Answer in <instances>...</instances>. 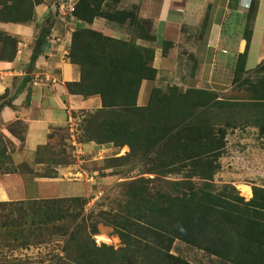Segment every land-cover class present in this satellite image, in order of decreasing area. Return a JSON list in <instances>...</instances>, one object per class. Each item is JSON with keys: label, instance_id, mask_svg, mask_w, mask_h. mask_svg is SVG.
I'll return each mask as SVG.
<instances>
[{"label": "trees", "instance_id": "1", "mask_svg": "<svg viewBox=\"0 0 264 264\" xmlns=\"http://www.w3.org/2000/svg\"><path fill=\"white\" fill-rule=\"evenodd\" d=\"M258 1L250 2L243 33L246 46L237 56L232 80L246 97L224 98L214 90L194 87L181 92L173 85L167 90L153 87L147 104L139 105L142 82L154 80L157 74L152 65L154 49L137 42V38L155 40L149 22L138 17L136 6H122L123 0H77L68 12L86 25L72 31L67 58L79 67L80 79L66 82V87L72 94L101 99V107L87 111L84 121L93 127H87L88 135L79 143L127 146L120 159L146 160L151 165L145 172L156 176L124 181L117 212L87 214L86 200L78 196L0 202V208L16 213L15 218L0 214V228L13 230L8 236L13 234V241L19 238L21 244L31 239L44 242L55 234L65 236L64 256L56 264H193L171 252L176 240L226 264H264V187L254 185L252 197L245 200L234 185L214 183L229 129L253 126L264 137V61L245 69ZM43 2L0 0V23H28ZM60 2L56 0V8L49 11L45 27L36 36L30 67L52 34ZM96 17L124 28L130 39L92 28ZM18 42L0 29V60H13ZM171 46L164 41L163 55ZM30 80L31 73H26L21 86ZM6 104L1 102L0 108ZM8 128L24 141V122L15 121ZM5 140L13 145L0 132V165L10 158ZM174 174L179 176L167 178ZM65 202L70 203L61 204ZM69 217L67 223H54ZM98 223L112 227L122 246L97 244L93 235Z\"/></svg>", "mask_w": 264, "mask_h": 264}, {"label": "crops", "instance_id": "2", "mask_svg": "<svg viewBox=\"0 0 264 264\" xmlns=\"http://www.w3.org/2000/svg\"><path fill=\"white\" fill-rule=\"evenodd\" d=\"M76 1L68 0L67 4L74 5ZM55 2L56 0H44L37 5V17L31 24L0 23V29L19 41L14 59L0 60V95L8 90L10 92L5 99L7 104L0 108V132L14 145L13 149L8 150L11 163L15 167L26 164L32 171L43 165L37 159V148L47 143L50 132L66 126L73 131V111L101 107L99 95L83 97L70 93L66 87V82L80 79L79 67L67 58L71 33L77 27L86 25L74 19L68 10L59 14L57 6L58 18L63 21L56 23L35 64L32 67L29 65L36 40V23L42 22L44 15L51 8H56ZM250 2L251 0H123L122 6H136V14L149 22L151 32L155 36L153 67L157 69V74L154 80L142 82L138 104H147L150 89L154 86L163 87V82L169 84L177 81L175 84L184 88L193 87L192 84L196 85L201 81L209 82L211 89L225 86V80L229 82V78L234 74L238 54L243 52L246 46L243 33ZM261 15L263 24L258 36ZM90 26L107 36L130 39V34L124 28L108 23L102 17H96ZM164 41L172 43L165 55L162 54ZM137 42L145 45L148 43L140 38H137ZM256 42L258 48L252 55ZM185 48H188V51ZM183 49L188 57L185 63L182 57L180 60V50ZM263 61L264 0H259L245 69H254ZM185 64L188 67L185 68ZM26 73H31V80L22 87L21 82ZM20 87L21 90L16 93ZM18 120L26 124L23 142L8 128ZM100 146L102 145L92 142L80 143L76 152L84 150L90 154L99 152L101 155L104 147ZM55 170L57 177L62 179V173H73L72 170L77 169L76 164H70ZM78 174L81 175L80 172ZM57 177L0 172V201L48 197L47 184ZM73 187L72 191L77 195L80 190L78 182L74 183ZM83 190L87 189L83 187Z\"/></svg>", "mask_w": 264, "mask_h": 264}, {"label": "rangeland", "instance_id": "3", "mask_svg": "<svg viewBox=\"0 0 264 264\" xmlns=\"http://www.w3.org/2000/svg\"><path fill=\"white\" fill-rule=\"evenodd\" d=\"M54 9L51 8L49 11H53ZM35 12L37 11L35 10ZM48 13L44 15L42 22L36 23V36L41 29L45 27L47 23H44L45 17H47ZM36 17L37 16L28 23L31 24L34 22ZM262 19L263 15H261L259 20L260 25L257 30L258 36L261 33L263 24ZM62 21L63 20L60 18H56V23L60 24L59 22ZM146 45L154 49L153 41L146 43ZM257 45L258 42H256L253 47L252 55L256 53V49L258 48ZM185 49L187 50L188 48ZM185 49L182 51L180 50V60L181 57L183 60H188ZM7 50L9 53L10 49ZM186 60L183 62H187ZM190 61L188 63H190ZM152 65H154V57ZM186 66L188 67V65L185 64V68ZM186 71H188V69H186ZM233 77L234 74L232 78H229V82L225 80V82H227L225 86H218L216 89H211L209 82L204 81L192 85L194 88L214 90L220 97L224 98L246 97L244 90L233 85ZM175 82H170L169 84L163 82L166 86L164 85L160 88L167 90L168 87L174 85L177 86L181 92L188 89L175 84ZM9 93L8 90L7 93L4 92L0 95L2 96L0 103L6 99ZM95 109L73 111L71 114L72 118H74L72 119L73 131L69 130L70 127L68 126L60 130L58 129L54 131V135L52 134L53 138L49 139L48 137L49 140L47 143L40 145V147L38 146L37 159L43 163L38 170L32 171L26 164L15 167L11 163L10 158L4 160L5 162L0 165V172L2 173L7 172L6 170H14L13 172L32 173L44 177H57L58 175L55 168L76 164L77 170H72L73 173H68L69 171H66V173H62V179L57 177V179L54 180L55 182L52 181L47 184V191L49 192L47 194L48 197L41 199H24L22 201L59 198L69 199L78 196L86 200L84 212L87 214L92 213V215H94L100 211L117 212L120 201H122L121 199L123 198L124 188L122 184L124 181L139 177L154 178L156 176L155 174L145 172L151 165V163L146 160L140 161L133 157L129 159H120L127 153V146H115L111 143H102L100 147H104V151L101 152V155L98 154L99 152H92L90 154L84 150L83 152H76V148L80 144L79 142L86 139L88 135L87 127H93V124L84 121L88 118L87 111H94ZM18 127V124H14V128ZM91 142L96 143L94 141ZM5 146L7 148L6 151L14 148V145H11L8 140H5ZM218 162L220 167L214 175V183L216 186L219 187L224 183L232 184L245 200H249L252 197V187L254 185L264 187V137L261 138L258 136V131L255 127L245 126L229 129L226 134V145ZM79 172L81 175L78 174ZM177 176L179 175H168L167 178H175ZM75 179L78 180L76 181ZM76 182H78L80 188L77 195H75V191H72L74 190L73 184ZM159 183L160 182H153L151 185H158ZM83 187L87 190H83ZM247 187H249L250 191ZM9 201L15 200L0 202L6 203ZM69 203L70 202H65L61 204L67 206ZM0 214L9 218H15L16 216V213L10 212L8 207L0 208ZM70 219L69 217L67 219L55 221L54 223L64 224L70 221ZM97 229V233L93 235L97 244L106 243L113 245L114 248L122 246L118 236L113 233L112 227L104 225L103 223H98ZM9 231L12 232L13 230L9 228H0V264H56L58 258L64 256L62 248L65 243V236L55 234L48 236V239L44 242L31 239L28 243L21 244L19 238L17 241H13V234L8 236ZM171 252L183 257L193 264H226L217 257L179 240L173 243Z\"/></svg>", "mask_w": 264, "mask_h": 264}, {"label": "built area", "instance_id": "4", "mask_svg": "<svg viewBox=\"0 0 264 264\" xmlns=\"http://www.w3.org/2000/svg\"><path fill=\"white\" fill-rule=\"evenodd\" d=\"M61 2L59 3V14H60V12L62 13V14H64L67 10H73V6L74 5H69V4H67V1L66 0H60Z\"/></svg>", "mask_w": 264, "mask_h": 264}, {"label": "bare ground", "instance_id": "5", "mask_svg": "<svg viewBox=\"0 0 264 264\" xmlns=\"http://www.w3.org/2000/svg\"><path fill=\"white\" fill-rule=\"evenodd\" d=\"M244 189V188H243Z\"/></svg>", "mask_w": 264, "mask_h": 264}]
</instances>
